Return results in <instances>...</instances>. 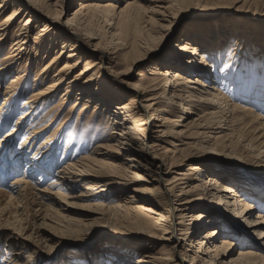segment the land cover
I'll return each mask as SVG.
<instances>
[{
	"label": "bare ground",
	"instance_id": "6f19581e",
	"mask_svg": "<svg viewBox=\"0 0 264 264\" xmlns=\"http://www.w3.org/2000/svg\"><path fill=\"white\" fill-rule=\"evenodd\" d=\"M64 2L0 0V182L21 173L9 185L17 194L11 199L25 201L33 193L47 217L61 218V232L77 230L66 216L76 199L97 215L78 229L83 233L93 223L107 224L100 210L113 212L127 238L103 251L101 264L264 261V207L251 218L259 206L220 176L217 163L197 161L185 173L176 168L180 159L194 160L192 150L179 147L193 134H201V150L219 155H210L212 161L230 156L240 132L247 149L264 156V113L223 90L235 53L200 51L189 38L149 63L151 77L128 82L121 91L115 82L152 58L165 37L168 44L188 1L81 0L65 19ZM216 67L223 69L219 75ZM215 128L217 135L208 134ZM44 132L49 134L41 140ZM64 134L67 141L58 148ZM81 181L86 185L76 192ZM240 224L256 242L239 236ZM237 244L242 247L233 256ZM16 246L3 264H26Z\"/></svg>",
	"mask_w": 264,
	"mask_h": 264
},
{
	"label": "rangeland",
	"instance_id": "374dc122",
	"mask_svg": "<svg viewBox=\"0 0 264 264\" xmlns=\"http://www.w3.org/2000/svg\"><path fill=\"white\" fill-rule=\"evenodd\" d=\"M80 1L81 0H65L64 4L61 3L65 11L64 19L67 18L69 12H72L79 6ZM187 1L189 5L181 9L169 31L172 33L173 37L168 44L165 42V37L152 58H147L138 64H134L129 74L123 75L122 78L119 77V81L115 83L121 87V91H124L125 84L128 82H137L143 76L148 79L151 77V74L150 69L147 67H149V63L153 59H165L167 52H169L177 42L179 44L191 38V40L196 41L198 47L201 48L200 51L203 48L209 47V50H212L211 52L214 51V53L223 51L227 56L235 53L233 55L235 62L231 64L232 68L228 73L231 79H224L223 90L226 92V95H230L231 93L240 94V101L242 100L243 103L247 104V107L264 113V108L263 110L257 108L259 105L264 107V0ZM251 16L258 19V21L252 20L251 18L249 19ZM215 44L217 46L213 50L212 47ZM163 45L165 46L162 48ZM242 45H244V49ZM239 59L241 61L239 66L240 69H238ZM109 63L108 60L106 65L108 66ZM122 69H124V66L117 70ZM213 69L214 68L210 67V71H214ZM216 70L218 75L223 71V69L217 67ZM211 79L213 80V77ZM233 82H236V84ZM227 86H229V88H227ZM30 93H32V89H30L29 92L22 93L20 105H23L25 98ZM114 95L117 97L119 94L117 95L116 92L112 93L113 97H115ZM3 98L4 94L0 91V102ZM68 106H70V103L67 104V108ZM78 112L79 108L76 114ZM18 113L19 112L16 114ZM19 115L20 114H18V116ZM76 120L77 118L72 121L73 126ZM212 130L208 132V134L217 135L220 128ZM6 131L7 129H5L2 134ZM47 134L49 133L44 132L41 134L40 139L42 140ZM240 134L241 136L237 135L232 138L237 142L232 146L231 153L229 154L230 156L223 155L220 161H212L213 158L210 156L213 154V157L218 156L219 158L218 154L210 153L209 150H201L199 144L201 143V134L191 135L190 138L186 139V143L184 145H179V147H182L183 150L188 149L187 153L192 150L193 155L191 154V157L194 160L187 159L182 161V159H180L182 164L177 165L176 168L178 169L177 173H185L189 170V167L197 163V161H205L207 166L211 163H217L220 176L230 178L232 181L229 179L227 180L236 184L247 194L248 199L256 204V206H259V208H253L252 210L251 218L255 219L257 212L261 210L260 207H264V156H258L257 152L252 153L249 151L246 147L248 141H245L242 132H240ZM77 135L75 138L80 139L81 135ZM21 138L22 137L19 136L16 137L18 142H21ZM169 139L175 140L176 138L170 136ZM66 141V134H64L58 148H61V142L65 144ZM164 144L168 148H172L171 142ZM61 152L62 150L58 149L57 155H62ZM242 152L246 153L242 155ZM247 152L251 154H247ZM118 162L121 161L118 160ZM20 174V172L17 174H10L5 182H0V264H3L2 259L4 255H10V250L13 248V245H17L18 253L21 254L19 259H26V264H101L103 262V260H101L103 256L102 252L110 247V245H122L121 241L127 238L124 234L126 233L124 231L127 230H125L124 227L116 226L114 213L109 210L106 211V209L100 210V212L104 211L102 214L103 218L100 215L102 218L100 221H107V224L101 222L93 223L89 227L92 230L86 233L78 230L85 226V223L89 224L94 221L95 216H97L93 212V208L88 209L84 207V202L78 199H70L74 200V206L71 207L70 211H66V216H70L69 221L72 222L74 228L77 230L75 232L59 231L61 228L59 225L57 226V222L59 223L61 218L59 217L58 219V216H54L55 214L48 215L47 217V211L44 207L41 208L40 205L37 204V201L32 197L34 195L33 193L25 201H19L17 199L18 197L11 199V194H13V196L17 194L11 192L9 185L16 175ZM196 176L197 174H192L190 177L192 179L194 177L195 179ZM52 178L53 177H48L39 187L47 186ZM85 185L83 181L79 182L76 192H79ZM112 187L114 186L112 185ZM40 188L36 187L35 190L39 191ZM53 216L55 218H53ZM68 217H66V220H68ZM21 218L23 219L21 220ZM20 226H22V229H20ZM236 230L239 232V236L247 235L252 241H257L255 240L254 234L249 236V233L251 234L250 229L245 225L240 224V227L238 226ZM236 230L234 231L236 232ZM17 231H20L22 236L26 239L19 238ZM49 233L55 235L53 240L49 237ZM230 234L232 235V233ZM247 236H245V238H247ZM234 242L237 241L234 240ZM240 247H242L241 244L234 246L233 256L238 255ZM259 252L261 251L259 250ZM251 264H264V261L253 262Z\"/></svg>",
	"mask_w": 264,
	"mask_h": 264
}]
</instances>
